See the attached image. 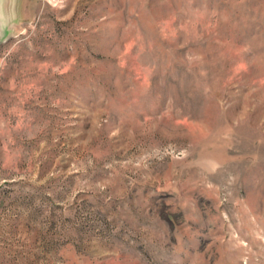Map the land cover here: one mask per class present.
<instances>
[{
	"label": "rangeland",
	"instance_id": "rangeland-1",
	"mask_svg": "<svg viewBox=\"0 0 264 264\" xmlns=\"http://www.w3.org/2000/svg\"><path fill=\"white\" fill-rule=\"evenodd\" d=\"M0 264H264V0H5Z\"/></svg>",
	"mask_w": 264,
	"mask_h": 264
},
{
	"label": "water",
	"instance_id": "water-1",
	"mask_svg": "<svg viewBox=\"0 0 264 264\" xmlns=\"http://www.w3.org/2000/svg\"><path fill=\"white\" fill-rule=\"evenodd\" d=\"M5 0H0V13H2V10L4 11L3 4ZM1 39V36H0Z\"/></svg>",
	"mask_w": 264,
	"mask_h": 264
}]
</instances>
